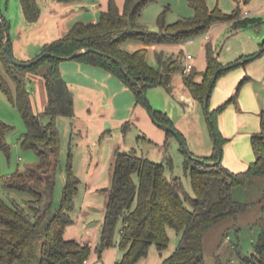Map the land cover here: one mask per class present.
Masks as SVG:
<instances>
[{"label":"trees","instance_id":"1","mask_svg":"<svg viewBox=\"0 0 264 264\" xmlns=\"http://www.w3.org/2000/svg\"><path fill=\"white\" fill-rule=\"evenodd\" d=\"M156 1L126 0L121 9L115 0H110L98 22L76 23L64 37L47 44L40 55L50 52L71 56L77 51L93 49L83 52L75 60L114 74L135 93L137 103L145 106L141 92L115 60L125 64L129 76L138 81L146 93L148 89L159 86L171 92L175 73L181 69L183 71V53L176 55L156 51L157 66H153L147 59L148 48L128 51L123 46L127 40H135L146 46L181 44L206 33L217 22L231 23V32L259 27L264 23L263 17L242 16L240 8L225 13L218 6L211 9L207 0H190L194 11L192 17L168 24L167 10H164L158 19L159 30L150 31L140 22V18L143 9ZM21 5L27 22L34 23L40 19L41 9L37 0H21ZM3 19L4 23L0 20V58L15 83V90L1 74L0 90L18 107L26 124L27 130L20 138V144L24 149L34 150L39 162L3 179L7 188L29 192L32 198L21 204L0 196V264H85L91 256V246L65 237L67 227L73 223L71 213L75 209V197L81 182L71 163L66 170L62 202L58 209L53 208L56 178L61 166L57 119L60 116L73 117L75 113L73 93L61 72L63 60L49 56L26 68L13 64L4 46L8 32L12 49L11 25L4 16ZM205 49L207 68L203 72V79L197 80L199 72L195 67L184 75L186 87L205 106L212 136L214 133L217 136L210 156L193 155L202 159L196 161L186 155L184 160L185 171H190L192 177L194 196L186 190L181 177L167 176L164 163L138 155L134 150H117L113 160V183L105 189L107 204L101 239L96 247L100 259L107 248L118 244L122 252L120 264H137L148 256L152 245L161 252L168 249V230L173 228L180 235V242L161 264H205L204 240L207 233L221 221L236 217L246 209L245 205L234 199L233 188L254 176L264 177V111L260 113L261 130L252 136L255 161L246 171L233 173L223 165V158L217 163L221 156L218 146L222 148L227 139L220 130L219 118L228 102L214 109L209 107L221 75L260 57L264 53V42L259 54L235 63H223L211 42L206 44ZM250 58L253 59L244 60ZM45 62L50 64L44 75L48 103L42 113H36L28 74L36 72ZM246 79L248 77L238 85L232 102L237 103L241 85ZM209 93L211 95L207 101ZM151 109L160 123L175 127L166 114ZM41 115L49 117L48 123L43 122ZM11 129L10 125L0 120V151L6 154L10 153L6 134ZM165 132L168 138L175 137L172 132ZM179 134L187 144L183 134ZM168 144L166 142L164 148L168 149ZM167 158L172 163L171 156ZM259 223L261 233L254 244V252L250 255L240 254L242 264H264V211ZM119 226L117 242L115 237ZM233 248L236 246L233 245Z\"/></svg>","mask_w":264,"mask_h":264},{"label":"rangeland","instance_id":"2","mask_svg":"<svg viewBox=\"0 0 264 264\" xmlns=\"http://www.w3.org/2000/svg\"><path fill=\"white\" fill-rule=\"evenodd\" d=\"M229 2L230 0H221V4L225 5L226 9H224L216 0L213 4V8L218 4L223 12L232 13L234 9L227 5ZM164 10H167L166 22L168 24L174 23L179 19L192 17L194 15V11L190 6V0H157L143 9L140 22L148 30L158 31V19ZM0 14H2L10 23V36L13 37L16 26L23 20L21 0H0ZM91 18L92 17L87 19L88 21L85 22H94ZM259 31L260 29L253 30L251 33L256 34ZM249 35L250 34L248 32L237 35L235 32L223 29L215 41V44L220 52V60L223 63H235L239 61L240 57L237 56L236 53L238 50H244L245 46H249L251 44V39L248 37ZM203 38L204 35L194 37V43L186 45L184 51L195 57L199 56ZM133 43L138 42L135 40H127L124 45L130 47ZM231 46L232 49H230ZM262 50L263 49H259L256 54L260 53ZM15 58L18 59L17 57ZM147 59L151 65L157 66V58L152 50L148 49ZM69 61H72L70 63H78L76 60ZM251 63L252 61L246 63L245 65L235 67L221 75L216 83L209 103L210 109H214L221 104L228 102V105L222 112V114L226 113L227 115L226 118L229 129V136H226L227 139L222 146L223 165L233 173L246 171L251 163L255 161L252 136L260 132L261 123L257 112L246 108L247 104L245 101H238L237 103L231 101L238 85L247 75H243L236 82L232 91L231 89L229 91V83L223 82V80L225 78H231L234 74L247 68ZM178 72L179 71L176 72V76L178 75ZM0 74L8 80L12 89L15 90V83L7 74L5 65L1 58ZM246 81L247 80L242 83L239 92L240 97L242 98L248 96L247 87L249 84H247ZM221 88L224 92H221ZM147 97L154 110L156 106H163L166 109L167 101H170V104H172V98H174L164 87H157L154 91H152V89H148ZM218 100L221 101L217 103ZM37 103L39 105V102ZM238 106H240L241 109H239ZM205 110V106L203 104H199V110L193 112L188 117V122L183 124V126H188L185 127L186 130L188 128L187 132L189 144L187 143V146L189 151L195 156H201L196 153L200 152L201 147L204 148L206 145H211L213 148L215 146V138L212 136ZM41 117L44 123H48L49 117L47 115H41ZM0 120L7 123L12 128L6 134V141L10 147V153L6 154L5 152L0 151V196L6 200L14 199L17 202L24 204L32 198V195L26 191L7 188L3 179H8L17 171L24 170L29 165L37 164L39 162V157L34 150L24 149L20 144V138L26 132L27 127L18 107L13 104V102L2 90H0ZM108 120L109 122L106 124H108L107 126L110 124V129L101 135L100 141L96 146L97 150L100 149V157L104 156V150L107 147V142L110 139L111 134L121 133L124 135V139L120 146L125 151L134 150L138 155L148 157L158 163H164L166 166L167 176L170 178L173 176L181 177L184 181L186 190L191 196H194L190 171L186 172L184 168L186 153L182 151V147L176 137L169 138V144L167 145L168 149H166L164 148V144L158 143V140L155 139L157 135L152 133L150 130H147L146 128L144 129L143 127L141 128L133 122H124L121 126L115 127V121L112 116L109 117ZM152 123L155 127L154 129L158 131V133H165L164 129L155 124L153 121ZM57 127L60 131L61 138V166L56 178V190L53 205L54 209H58L62 202L65 187L64 179L66 177L68 164L71 163L73 170H77L83 152L81 149L82 143L79 140V137L77 136L75 139L71 138L72 133L70 131L68 121L64 118V116L58 117ZM210 154H212V151ZM166 155L171 156L172 163L169 162L170 160ZM97 156H99L98 153ZM83 182L85 181H82V185L79 187L76 197L81 194V191H85L86 182ZM112 183L113 178L110 173L106 177V180H104L98 188H110ZM233 195L237 202L246 206V209L236 217H229L221 221L207 233L204 240L205 264H242L240 254L250 255L254 252V244L258 241L261 233L259 219L262 217L264 211V177L254 176L244 184L236 185L233 188ZM89 198V213H83L80 220L76 221L74 228H72V230H76L75 234L77 233L79 236L85 235V225H99L104 218L106 196L99 193H92ZM80 205L81 204L79 203L77 206L79 213L81 211ZM119 229L120 226L116 233V240H119ZM72 230L68 228L66 237L69 238V236H72ZM168 233L170 236V243L164 254H169L174 251L180 242V235L177 231L173 228H169ZM233 245H235L236 248H233ZM153 255H159L155 245L151 246L148 257L144 259V261L142 260L143 262H140L139 264L149 262L150 264H154ZM91 257L94 264H117L113 258L109 260L104 259V262L99 261L98 254L94 249ZM120 258L121 255L119 253L118 260ZM86 263L87 262H85V264Z\"/></svg>","mask_w":264,"mask_h":264},{"label":"crops","instance_id":"3","mask_svg":"<svg viewBox=\"0 0 264 264\" xmlns=\"http://www.w3.org/2000/svg\"><path fill=\"white\" fill-rule=\"evenodd\" d=\"M37 1L41 9L40 19L37 22L29 23L23 15V20L16 26L14 36H11L13 53L14 56L19 60L30 61L37 58L47 44L64 37L67 32L78 22H98L102 12L107 9L110 0H72L68 2H62L60 0ZM115 1L122 9L126 0ZM215 1L216 0H207L208 6L211 9H213V4ZM217 1L218 4L226 9L225 5L221 4V0ZM218 4L216 6H218ZM227 5H229V7L233 8L234 10L240 8L242 11V16H259L264 18V0H230L229 4ZM90 17H92L91 19L94 22H85L88 21L87 19H90ZM230 26L231 23L229 22H217L211 26L209 31L202 34L204 35V38L200 55L197 57L194 56V66L199 72L197 76L198 81L203 79V72H205L207 68L205 49L206 44L208 42L213 44L216 51L219 53L220 59V52L217 45L215 44V41L223 29L231 32ZM263 26L264 23L259 27L248 28L235 32L237 35L248 32L250 34L248 37L251 39V44L249 46H245L244 50L237 51L236 55L240 57L239 59L250 57L256 54L259 49L261 50L262 44L264 42ZM259 29L260 31L256 34L251 33L253 30ZM192 43H194L193 38L188 39L181 44H154L146 46L138 42L133 43L130 45V47L124 45V48L132 52L140 48L147 47L149 50L154 52L155 56L156 51H164L167 54L174 53L176 55L182 52L183 54L181 56V60L183 68L185 56L187 54L184 51V48L186 45H190ZM230 49H232V46ZM251 61L252 63L249 64L247 68L234 74L229 79L225 78L223 82L229 83V91L230 89L232 91L236 82L243 75H247L245 77H248V79H246L247 84H249L247 87L248 96L242 98L240 97V94H238L237 102L245 101L247 104L246 108L256 111L261 123L260 113L264 111V53L260 57ZM70 62L72 61H69V59L62 61L61 72L73 93L75 113L73 117L64 118H66L68 121L69 128L72 133L71 138L75 139L78 136L82 143V158L77 170L74 172L80 178L81 184L79 187L82 185V181H85L86 183L83 182L85 183V191H81V194L75 197V209L71 213L73 223L67 227L65 237L66 233L68 232V228L72 230V228L75 226L74 224L76 221L80 220L82 214L89 213V196H91L92 193H99L103 196H106L107 204V193L105 191L107 188L102 189L98 187L103 183L104 180H106V177L110 173L113 178V160L115 152L117 150L125 151L120 146L124 139V135L121 133L111 134V137L107 142V147L104 150L103 157H100V149H96L101 135L110 129V124L109 126L106 124L109 122V117L112 116L113 120L115 121V127L121 126V124L124 122H133L141 128L143 127L144 129L146 128L147 130H150L152 133L157 135L155 139L158 140L159 144L165 145V143L170 140L167 137L166 132L158 133V131L154 129L155 127L152 125L153 123L149 117L146 107L137 103V97L135 93L128 86H126V84L120 78L98 66L81 63L77 60L76 62L78 63ZM49 68V62H45L37 69L36 72L28 74L30 79L29 90L33 97L36 113H42L48 103V94L44 75ZM171 86L172 91L170 94L174 97L172 98L173 103L170 104V101H167L166 109L163 106H156L155 110L166 114L173 122L175 128L183 134L186 142L189 144L187 132L188 128L187 130L185 128L188 126H183V124L188 122V117L193 112L199 110V104L202 103L198 101L186 87L182 69L179 70L177 76L175 73ZM156 88L157 87L150 89L154 91ZM220 90L221 92H224L222 88ZM220 101L221 100H218L217 103ZM37 102H39V105ZM238 108L241 109L240 106H238ZM226 116V113H223L219 118L220 130L225 137L227 135L229 136ZM206 146L204 148L201 147L200 152L196 153L201 156L211 155V151L213 153V150L211 149H214L215 146L213 148L211 145ZM97 153L99 156H97ZM79 203L81 204L80 213L77 209ZM103 222L104 218L99 225H85L86 232L83 236H79L77 233L75 234L76 230L73 229L71 231L72 236L66 238L88 244L91 246L92 251L93 249L96 251V247L98 246L101 239ZM158 252V256L153 255L154 264H161L162 260L165 257L171 255L173 251L169 254H164V252L159 250ZM119 253L122 257V252L117 244L107 248L104 251L101 259L98 255V260L104 262V259L109 260L113 258L117 264H120L121 258L118 260ZM91 258L92 257L90 256L86 264H94V261ZM144 259L142 260L144 261ZM142 260L140 262H143ZM145 264H150V262Z\"/></svg>","mask_w":264,"mask_h":264},{"label":"water","instance_id":"4","mask_svg":"<svg viewBox=\"0 0 264 264\" xmlns=\"http://www.w3.org/2000/svg\"><path fill=\"white\" fill-rule=\"evenodd\" d=\"M0 20L4 23V19H3V15L0 14ZM5 50L10 58V60L12 61L13 64L17 65V66H20V67H30V66H33L35 64H37L40 60H42L43 58L45 57H49V56H53L57 59H60V60H72V59H75L77 56H79L80 54H82L83 52H91V51H94L93 49H84L82 51H77L75 53H73L71 56H60V55H56V54H52L50 52H44L42 55H40L39 57L31 60V61H20L18 59L15 58L14 56V53L11 49V46L9 44V33L7 32L6 33V40H5ZM100 54L104 55L103 53L100 52ZM259 54V53H258ZM253 58H250V59H246L247 61L248 60H251ZM115 60V59H114ZM118 65L120 66V69L122 70V72L127 75L128 79L130 82L134 83L137 88L139 89V91L141 92L142 94V97L144 99V102H145V107L147 109V112L150 116V118L152 119V121L157 124L158 126H160L162 129H164L165 131H169V132H172L174 134V136L178 139L182 149L184 150V152L186 153V155L189 157V158H192L196 161H202V159H200L199 157H195L193 156V154L189 151V148L187 146V144H185L184 140L182 139V137L180 136L179 132L175 129V127L173 126H170V125H166V124H163V123H160L154 113L152 112V109H151V105L148 101V97H147V93L144 91V88L140 85V83L138 81H136L135 79H133L131 76H129L127 70H126V66L124 63H122L121 61L119 60H115ZM210 95L211 93L208 94L207 96V101L209 100L210 98ZM208 105V103L206 104ZM214 138L215 140H217V136L216 134L214 133ZM218 149H219V152H220V159L217 161V163H220L222 158H223V151H222V148L221 146L219 145L218 146ZM214 164V163H213Z\"/></svg>","mask_w":264,"mask_h":264},{"label":"built area","instance_id":"5","mask_svg":"<svg viewBox=\"0 0 264 264\" xmlns=\"http://www.w3.org/2000/svg\"><path fill=\"white\" fill-rule=\"evenodd\" d=\"M194 67V56L191 54H186L185 63L183 65V74L186 75L190 73L194 69Z\"/></svg>","mask_w":264,"mask_h":264}]
</instances>
